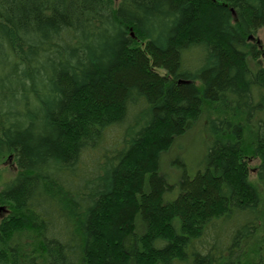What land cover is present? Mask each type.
I'll use <instances>...</instances> for the list:
<instances>
[{
  "label": "trees",
  "instance_id": "1",
  "mask_svg": "<svg viewBox=\"0 0 264 264\" xmlns=\"http://www.w3.org/2000/svg\"><path fill=\"white\" fill-rule=\"evenodd\" d=\"M260 48L264 0H0V264H264Z\"/></svg>",
  "mask_w": 264,
  "mask_h": 264
},
{
  "label": "rangeland",
  "instance_id": "2",
  "mask_svg": "<svg viewBox=\"0 0 264 264\" xmlns=\"http://www.w3.org/2000/svg\"><path fill=\"white\" fill-rule=\"evenodd\" d=\"M262 51L264 53V50ZM262 56L264 57V54ZM258 63L263 64L262 59L259 60ZM259 67H261V65H259ZM212 120V118L210 119L204 116L201 120L192 125L181 139L175 142L171 151L162 156L160 165L161 173L166 176L172 185L184 169L187 171L188 176L193 175L197 169H201L203 158L206 155V147L213 140L210 134V122ZM248 159L250 174L253 176L254 168L257 166L258 161L253 158ZM12 173L13 165L10 162H0V190L1 183L10 178ZM172 187L175 188L174 185ZM5 217V213L2 214V212H0V222ZM251 252L254 255L251 254V259L247 260V262L254 260V257H256V252Z\"/></svg>",
  "mask_w": 264,
  "mask_h": 264
},
{
  "label": "flooded vegetation",
  "instance_id": "3",
  "mask_svg": "<svg viewBox=\"0 0 264 264\" xmlns=\"http://www.w3.org/2000/svg\"><path fill=\"white\" fill-rule=\"evenodd\" d=\"M260 50H262V48H260ZM263 54H264V53L261 54L262 59H264V57L262 56Z\"/></svg>",
  "mask_w": 264,
  "mask_h": 264
},
{
  "label": "water",
  "instance_id": "4",
  "mask_svg": "<svg viewBox=\"0 0 264 264\" xmlns=\"http://www.w3.org/2000/svg\"><path fill=\"white\" fill-rule=\"evenodd\" d=\"M2 211H3V208L1 207V208H0V212H2Z\"/></svg>",
  "mask_w": 264,
  "mask_h": 264
},
{
  "label": "bare ground",
  "instance_id": "5",
  "mask_svg": "<svg viewBox=\"0 0 264 264\" xmlns=\"http://www.w3.org/2000/svg\"><path fill=\"white\" fill-rule=\"evenodd\" d=\"M195 172H196V171H195ZM195 172H194V173H195Z\"/></svg>",
  "mask_w": 264,
  "mask_h": 264
}]
</instances>
